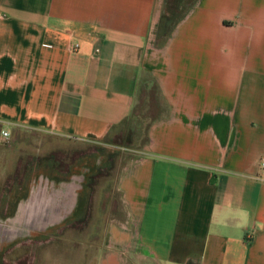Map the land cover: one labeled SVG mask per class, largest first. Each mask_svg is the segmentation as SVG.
<instances>
[{"label":"crops","instance_id":"obj_1","mask_svg":"<svg viewBox=\"0 0 264 264\" xmlns=\"http://www.w3.org/2000/svg\"><path fill=\"white\" fill-rule=\"evenodd\" d=\"M144 77L166 113L95 264H264V0H0V226L74 219V144L111 145Z\"/></svg>","mask_w":264,"mask_h":264},{"label":"rangeland","instance_id":"obj_2","mask_svg":"<svg viewBox=\"0 0 264 264\" xmlns=\"http://www.w3.org/2000/svg\"><path fill=\"white\" fill-rule=\"evenodd\" d=\"M165 113L157 88H144L111 145L74 144V172L82 173L80 191L87 186L74 219L66 227L36 232L0 226V264H95L107 250L108 230L126 221L118 179L142 155L150 125Z\"/></svg>","mask_w":264,"mask_h":264},{"label":"trees","instance_id":"obj_3","mask_svg":"<svg viewBox=\"0 0 264 264\" xmlns=\"http://www.w3.org/2000/svg\"><path fill=\"white\" fill-rule=\"evenodd\" d=\"M154 86V81L152 80V78H149V79H145V77H144V79L141 81V83H140V89H139V92H141V89H150V88H152ZM84 186L86 187V188H84ZM83 186V190L85 189V190H87V186L86 185H84ZM83 190L82 191H80V194H79V205H78V207L80 206L81 207V204H82V194H83ZM77 211V210H76ZM76 211H75V213H76ZM75 213H74V215H75Z\"/></svg>","mask_w":264,"mask_h":264},{"label":"built area","instance_id":"obj_4","mask_svg":"<svg viewBox=\"0 0 264 264\" xmlns=\"http://www.w3.org/2000/svg\"><path fill=\"white\" fill-rule=\"evenodd\" d=\"M73 51L76 52L78 49H79V44H75L73 47H72ZM2 135L4 137V139H8L10 137V133L7 132V131H3L2 132ZM263 168H264V163L262 164Z\"/></svg>","mask_w":264,"mask_h":264}]
</instances>
